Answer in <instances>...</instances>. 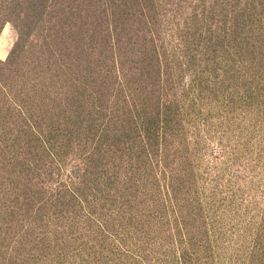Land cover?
Returning a JSON list of instances; mask_svg holds the SVG:
<instances>
[{
	"label": "trees",
	"instance_id": "obj_1",
	"mask_svg": "<svg viewBox=\"0 0 264 264\" xmlns=\"http://www.w3.org/2000/svg\"><path fill=\"white\" fill-rule=\"evenodd\" d=\"M87 4L100 52L106 49L99 71L120 85L133 146L122 149L115 126L124 118L115 113L85 136L67 129L69 121L51 111L61 108L47 103L63 93L62 75L70 77L68 87L76 80L63 50L51 49L47 58L29 53L28 21L15 11L2 15L0 37L10 22L18 39L0 58V264H140L144 205L164 196L159 179L160 188L154 183L148 191V183L160 171L171 199L177 179L170 156L182 148L194 159L204 127L218 115L214 102L219 111L251 113L264 104V0ZM23 51L28 59L21 62ZM131 56L156 85L153 105L131 88ZM103 87L100 81L93 92Z\"/></svg>",
	"mask_w": 264,
	"mask_h": 264
},
{
	"label": "rangeland",
	"instance_id": "obj_2",
	"mask_svg": "<svg viewBox=\"0 0 264 264\" xmlns=\"http://www.w3.org/2000/svg\"><path fill=\"white\" fill-rule=\"evenodd\" d=\"M88 1L0 0V20L15 11L21 21H28L25 45L29 53H43L47 58L49 50H63L62 60L69 67L65 70L76 80L68 87L70 77L62 75L63 83L57 86H62L63 93L53 97L54 102L47 101L61 108L51 110L56 118L69 121L67 129L79 128L85 136L95 122L115 113V117L124 118L115 131L123 140L122 149L128 151L133 146L132 136L123 124L129 107L120 85L114 79H104L99 71L100 54L106 49L100 52L95 10ZM17 39L16 27L7 22L0 37L2 60L7 59ZM25 51L21 62L28 59ZM138 60V56H131L128 64L133 68L131 88L141 90V101L153 105L158 97L156 85L146 74L148 70L140 74L139 63H133ZM100 81L104 87L98 94L93 90L99 89ZM213 105L218 115L204 127L202 145L194 159L182 156V148L175 158L170 156V160L175 159L177 179L171 199L160 171L159 178L147 185L150 191L159 179L164 196L158 205L151 199L144 205L140 264H264V104L252 113L224 107L219 111V104ZM88 112L92 119L82 122ZM73 140L79 142L82 137L75 134ZM17 142L22 145L24 140Z\"/></svg>",
	"mask_w": 264,
	"mask_h": 264
}]
</instances>
